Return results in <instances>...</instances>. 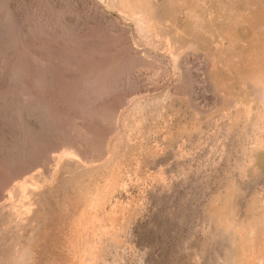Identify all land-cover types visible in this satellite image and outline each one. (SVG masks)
Returning a JSON list of instances; mask_svg holds the SVG:
<instances>
[{
  "label": "rangeland",
  "instance_id": "374dc122",
  "mask_svg": "<svg viewBox=\"0 0 264 264\" xmlns=\"http://www.w3.org/2000/svg\"><path fill=\"white\" fill-rule=\"evenodd\" d=\"M259 86L264 0H0V264H264Z\"/></svg>",
  "mask_w": 264,
  "mask_h": 264
},
{
  "label": "bare ground",
  "instance_id": "6f19581e",
  "mask_svg": "<svg viewBox=\"0 0 264 264\" xmlns=\"http://www.w3.org/2000/svg\"><path fill=\"white\" fill-rule=\"evenodd\" d=\"M119 2V1H118ZM122 4V3H121ZM134 7V6H133ZM261 86H259V87H257V89H256V95L258 96V98L260 99V101H261V107L259 108L260 110H259V118L258 119H260L259 120V122H260V124H259V128L262 130V131H264V125L262 124V122H263V117H264V90H262V88H260ZM264 89V88H263ZM254 94V95H255ZM255 95V96H256ZM260 104V103H259ZM243 108L248 112L249 111V107H247L246 105H244L243 106ZM253 108V107H252ZM255 109V108H254ZM258 108L256 107V110H257ZM253 110V109H252ZM254 112H256V111H254ZM256 114H258L257 112H256ZM255 115V114H254ZM250 116V115H249ZM257 116V115H256ZM255 120V119H254ZM252 122H254V121H252ZM252 124V123H251ZM257 125H258V121H257ZM256 125V126H257ZM253 127H255V125L253 126ZM248 129V128H247ZM253 129V128H252ZM247 131V130H246ZM259 132V131H258ZM250 133H252V132H250ZM262 133V132H261ZM251 135V134H250ZM256 135H257V133H256ZM254 136V137H256L257 138V136ZM260 138V137H259ZM253 140V139H252ZM250 142H252V141H250ZM262 148H264V137L263 136H261V139L260 140H255L254 142H253V145L251 146V150H250V152H255L256 150H259V149H261L262 150ZM249 149V148H248ZM247 149V150H248ZM264 150V149H263ZM260 151V150H259ZM254 154V153H253ZM248 156H250V154H248ZM251 157V156H250ZM245 168V167H244ZM255 170V169H254ZM56 216V215H55ZM36 217V216H35ZM29 218V217H28ZM37 219V218H36ZM54 219H56L57 220V218H54ZM53 220V219H52ZM262 220L264 221V215L262 216ZM53 222V221H52ZM42 223V222H41ZM50 223V222H49ZM58 223V222H57ZM43 224V223H42ZM54 224H56V223H51V225H53L54 226ZM220 224V223H219ZM74 226H76V225H74ZM64 228V227H63ZM61 229H62V227H61ZM60 229V230H61ZM65 229H66V231L65 232H61V231H59V232H57V228L56 229H54V230H56V233H55V240L57 241V238H59L60 239V243L61 242H63L64 240H66V236L68 235L66 232L69 230V229H67L66 227H65ZM71 230L70 231H73L72 229H74V227L73 228H70ZM27 230V229H26ZM64 230V229H63ZM52 232V231H51ZM254 232V231H253ZM247 233V232H246ZM70 234V233H69ZM255 234V233H254ZM27 235V234H26ZM247 235H249V234H247ZM70 236V235H69ZM15 238V237H14ZM242 238V237H241ZM11 240V239H10ZM12 241H13V239H12ZM48 241V240H47ZM56 241H55V243H56ZM11 242V241H10ZM17 242V241H16ZM260 243V242H259ZM62 245V244H61ZM61 245H59V246H61ZM52 246V245H51ZM53 246H54V244H53ZM60 248V247H59ZM54 249V248H53ZM58 249V248H57ZM62 250V249H61ZM55 253H58V251L57 252H55ZM234 253V252H233ZM231 254V253H230ZM236 255V254H235ZM239 260V259H238ZM238 260H236V261H238ZM260 260V259H259ZM258 263H260V261H257ZM264 262V261H263ZM225 263V262H224ZM223 263V264H224ZM231 263V262H230ZM226 264H227V262H226Z\"/></svg>",
  "mask_w": 264,
  "mask_h": 264
}]
</instances>
